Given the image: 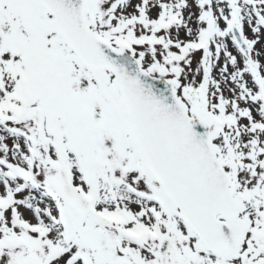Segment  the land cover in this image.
Instances as JSON below:
<instances>
[{"label":"snow or ice","instance_id":"6c2138e0","mask_svg":"<svg viewBox=\"0 0 264 264\" xmlns=\"http://www.w3.org/2000/svg\"><path fill=\"white\" fill-rule=\"evenodd\" d=\"M0 264H264V0H0Z\"/></svg>","mask_w":264,"mask_h":264}]
</instances>
